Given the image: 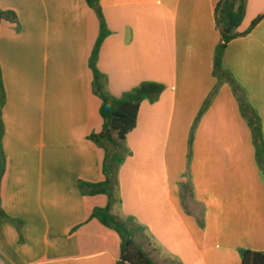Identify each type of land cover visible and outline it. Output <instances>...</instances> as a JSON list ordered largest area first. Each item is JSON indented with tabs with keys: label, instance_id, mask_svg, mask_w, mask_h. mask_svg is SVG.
I'll return each instance as SVG.
<instances>
[{
	"label": "crops",
	"instance_id": "0c3cea01",
	"mask_svg": "<svg viewBox=\"0 0 264 264\" xmlns=\"http://www.w3.org/2000/svg\"><path fill=\"white\" fill-rule=\"evenodd\" d=\"M239 0H100L110 31L98 69L117 98L143 82L165 85L142 103L118 171L119 220H135L155 264H242L264 253V179L253 134L230 83L196 124L219 84L214 55ZM17 14L0 24L6 92L0 264H117L121 239L90 217L109 204L79 181H105L103 129L89 59L100 19L86 0H0ZM223 66L260 116L264 135V0H247Z\"/></svg>",
	"mask_w": 264,
	"mask_h": 264
},
{
	"label": "trees",
	"instance_id": "16d2710c",
	"mask_svg": "<svg viewBox=\"0 0 264 264\" xmlns=\"http://www.w3.org/2000/svg\"><path fill=\"white\" fill-rule=\"evenodd\" d=\"M86 1L89 7L96 11L100 19V34L89 59V67L93 73V92L102 101L100 114L104 121L102 131L99 134L90 135L88 140L105 151L103 162L105 181L100 183L79 181V190L84 196L105 195L108 197L109 204L104 208H95L90 219L99 221L101 225L114 230L119 235L121 239V258L117 264H155L149 254L135 241L136 235L142 231L139 227L135 226V220L128 218L126 221H121L112 214L111 208L116 201L119 168L126 157L131 154L126 147V139L137 127L140 107L145 101L152 103L158 101L166 87L160 83L143 82L120 98L114 97L109 92L107 77L101 73L97 64L101 46L104 40L110 35V31L107 28L100 7V0ZM246 6L247 0H239L238 8L231 10L227 14L226 26L221 30V43L217 46L214 55V75L218 79L219 84L205 102L196 120V124L209 108L212 99L217 95L219 86L225 82L230 83L239 101L241 114L252 131L256 159L264 179V135L260 116L248 104L246 93L236 83L231 73L223 66V58L228 44L250 33L262 19V17L256 19L246 33H237L236 30L240 27L245 17ZM3 21L16 24L19 28L17 14L13 11L2 10L0 8V24ZM5 104L6 92L0 66V227L5 222L13 223L19 232L21 242H23L24 222L9 217L3 210L1 204V181L7 168V160L3 149L5 135L3 109ZM241 255L242 264H264V253L262 252L243 250L241 251Z\"/></svg>",
	"mask_w": 264,
	"mask_h": 264
},
{
	"label": "rangeland",
	"instance_id": "374dc122",
	"mask_svg": "<svg viewBox=\"0 0 264 264\" xmlns=\"http://www.w3.org/2000/svg\"><path fill=\"white\" fill-rule=\"evenodd\" d=\"M135 241L139 244L142 245L146 248L147 245V241L145 240V238L143 237L142 234L138 233L135 237Z\"/></svg>",
	"mask_w": 264,
	"mask_h": 264
}]
</instances>
